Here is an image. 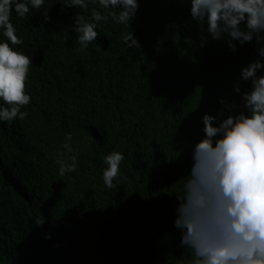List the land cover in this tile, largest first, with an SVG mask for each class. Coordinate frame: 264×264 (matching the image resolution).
Segmentation results:
<instances>
[{
  "label": "trees",
  "instance_id": "obj_1",
  "mask_svg": "<svg viewBox=\"0 0 264 264\" xmlns=\"http://www.w3.org/2000/svg\"><path fill=\"white\" fill-rule=\"evenodd\" d=\"M139 2L130 28L104 23L87 48L68 27L77 8L45 0L24 19L13 13L24 40L17 47L33 60L25 86L32 101L24 120L0 124V264L190 259L173 226L174 194L190 172L202 115L241 110L232 86L257 58L256 45L233 53L209 39L201 47L186 2ZM131 30L141 48L124 46L122 32ZM66 133L78 171L60 177ZM111 151L125 155L128 179L107 189L102 159Z\"/></svg>",
  "mask_w": 264,
  "mask_h": 264
},
{
  "label": "clouds",
  "instance_id": "obj_2",
  "mask_svg": "<svg viewBox=\"0 0 264 264\" xmlns=\"http://www.w3.org/2000/svg\"><path fill=\"white\" fill-rule=\"evenodd\" d=\"M201 31L200 46L211 39L238 45L255 41L257 58L240 68L232 88L240 96L239 111L205 113L202 136L192 146V165L175 193L173 226L180 230L179 245L190 253L187 264H264V0H181ZM77 8L68 27L87 48L97 41L104 23L130 28L139 0H57ZM45 0H0V124L24 120L32 95L25 91L33 67L22 36L12 22L40 11ZM88 13V15H85ZM51 17L49 11L43 20ZM67 30V29H65ZM126 48H141L133 31L122 32ZM241 82L250 88L242 91ZM73 136L65 134L64 151L57 152L58 175L78 171ZM125 155L111 151L102 159L103 185L114 189L121 180ZM42 225V224H38ZM50 239V233H45ZM177 264H184L178 259Z\"/></svg>",
  "mask_w": 264,
  "mask_h": 264
}]
</instances>
